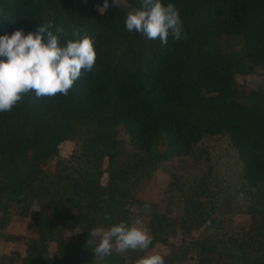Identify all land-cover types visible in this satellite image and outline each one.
<instances>
[{
    "label": "trees",
    "instance_id": "16d2710c",
    "mask_svg": "<svg viewBox=\"0 0 264 264\" xmlns=\"http://www.w3.org/2000/svg\"><path fill=\"white\" fill-rule=\"evenodd\" d=\"M121 1L101 14L104 0H0V35L27 34L50 16L61 45L87 35L97 54L67 96L29 93L0 112V229L18 204L49 201L50 214L27 211L34 235L6 236L24 247L19 264H131L116 252L98 260L84 246L94 229L131 225L130 202L150 206L148 249L164 245L165 264L190 253L194 264H264V246L255 251V237L239 232L212 179L229 171L254 199L249 213L263 209L264 0H162L179 11L186 35H169L167 46L126 30L141 0ZM61 16L65 33L55 29ZM256 69L261 85L240 90L235 76ZM162 169L170 184L183 183L174 216L135 202L141 181ZM194 169L201 174L188 179ZM0 264L15 263L1 256Z\"/></svg>",
    "mask_w": 264,
    "mask_h": 264
},
{
    "label": "clouds",
    "instance_id": "9594fccd",
    "mask_svg": "<svg viewBox=\"0 0 264 264\" xmlns=\"http://www.w3.org/2000/svg\"><path fill=\"white\" fill-rule=\"evenodd\" d=\"M112 5L118 7V0H112ZM109 7V0H104L98 10L103 14ZM124 24L129 32L159 40L162 46H167L169 35L175 40L186 38L179 11L174 4L165 5L162 0H141L140 7L126 14ZM52 28V22H48L27 34L17 29L11 35H0V112L11 111L29 93L37 98L67 96L82 70H93L97 58L93 40L85 35L61 45ZM144 210H150V206L145 204ZM104 219L111 217L105 213ZM151 243L150 230L137 220L131 225L121 221L106 229H94L84 246H91L95 258L103 260L113 250L117 253L144 251ZM137 264H165V260L160 253L152 252L141 256Z\"/></svg>",
    "mask_w": 264,
    "mask_h": 264
},
{
    "label": "rangeland",
    "instance_id": "374dc122",
    "mask_svg": "<svg viewBox=\"0 0 264 264\" xmlns=\"http://www.w3.org/2000/svg\"><path fill=\"white\" fill-rule=\"evenodd\" d=\"M122 3L121 0H118ZM43 25L51 22L50 16L45 18L43 21ZM67 22L63 16L58 19V24L55 29H60L59 33H65L68 30ZM58 32V31H57ZM261 70L256 69L253 74L249 75H237L235 76V82L237 87L247 92L252 89H256L261 85ZM211 146V144H210ZM60 155L66 156L68 149L66 144H61ZM200 168V167H197ZM181 169V168H180ZM180 173V170H176ZM200 170L194 169L190 170L186 177L188 179L199 176ZM214 182L218 183L219 186V196L220 202L225 206L226 210L231 214L233 223L241 230L239 232L245 233L248 238H254L255 242L252 244L255 251L260 250L262 246H264V207L262 210L257 211L256 209H252L253 213H249L251 210V205L254 202V199H251L247 194L240 189L239 184L236 182L235 177L232 173L226 170L223 174L220 172L219 174L212 176ZM169 174L165 169L155 171L149 179L142 180L139 190L135 195V202H148L153 201L156 204L157 210L162 213H168L170 216H174L178 214L181 210V199L179 197L178 188L181 187V180L179 182L173 181L171 184L169 183ZM183 184V183H182ZM128 209L134 215L135 223L137 220L144 225L146 220L145 210H141L138 203L130 202L127 204ZM29 209L39 210L45 214H50L49 209V201L47 196H35L28 204H24L23 202L18 204L15 208L14 212L11 215L10 220L7 224L0 229V257L8 256L11 257L12 261L15 264L20 263V258L24 256V247L16 241H11L7 239V235H22L29 236L34 235V227L31 220L27 216V211ZM132 223V224H133ZM68 231V230H67ZM76 231H68L66 234V241H73L75 237ZM251 236V237H249ZM179 236H175L169 239L171 244L178 243ZM115 252V250H113ZM152 252H158L163 255L166 252V247L161 244H155L150 249L140 251L135 250L130 252L127 255L126 252L120 253V255L126 254V262H131V264H137V260L144 255L150 254ZM117 253V252H116ZM132 253V254H131ZM119 254V253H118ZM133 255V258L131 259ZM194 256L192 253L186 255L182 261L177 264H194ZM51 264H58L53 261ZM229 264H235L234 261H230Z\"/></svg>",
    "mask_w": 264,
    "mask_h": 264
}]
</instances>
